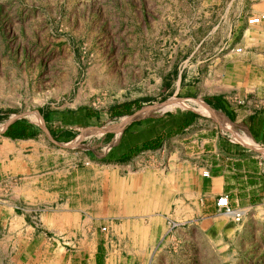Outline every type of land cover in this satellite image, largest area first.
I'll list each match as a JSON object with an SVG mask.
<instances>
[{
	"label": "rangeland",
	"instance_id": "1",
	"mask_svg": "<svg viewBox=\"0 0 264 264\" xmlns=\"http://www.w3.org/2000/svg\"><path fill=\"white\" fill-rule=\"evenodd\" d=\"M250 1L253 0H0V129L9 117L24 115L16 120L34 135L6 136L8 142L49 146L40 154L41 167L45 169L41 173L48 175L54 169L57 172L43 179V187L49 186L50 191L61 189V195L54 199L30 201L28 192L18 204L25 223L0 232V239L6 235L12 240L33 238L41 244H57L55 239L91 240L94 231L99 261L106 256L114 260L117 255L150 258L161 248L164 255H175L177 248L169 240L180 238L178 228L191 220L178 213L162 214L169 210L172 200L142 198L138 192L129 199L128 191H115L108 182L114 176L142 174L144 162L139 159L131 168L125 165L117 169L89 159L83 148L98 146L107 129L120 131L125 118L141 108L144 110L140 115L193 109L211 118V109L204 104V97L211 91V53L223 58L232 50V59L246 56L248 63L255 58L251 53L264 54V18L256 17L260 14L246 17L244 23L231 24L232 43L224 47L226 38L222 39V35L229 32V24L221 22L225 7L230 6L234 18L240 11L244 13ZM235 64L223 63L216 82L233 75ZM182 74L196 88V96L182 98L174 92ZM133 100L136 104L130 112L112 115L113 107ZM169 100L175 105L164 108ZM79 106L99 111V126L89 129L83 123H62L70 134L49 136L46 129L55 126L63 113ZM104 141L99 146L109 144ZM259 153L264 157V148H259ZM156 161H160L159 156ZM156 169L154 174L158 176L166 173L160 166ZM64 171L71 176L66 185L62 182ZM69 209L74 215L72 223L78 227L84 223L86 231L53 230L49 220L52 212ZM238 209L244 211L239 221L229 214L221 215L241 222L247 209ZM249 224L252 230L245 236L264 239V223ZM21 246L19 250L9 244L6 251L0 243V264H10L7 262L16 252L27 259L35 249L31 244ZM48 249L51 247H40L41 251ZM183 251L180 253L189 254ZM61 255L62 252L55 253L57 258ZM211 257V264H220L217 255ZM13 262L16 264L15 259Z\"/></svg>",
	"mask_w": 264,
	"mask_h": 264
},
{
	"label": "crops",
	"instance_id": "2",
	"mask_svg": "<svg viewBox=\"0 0 264 264\" xmlns=\"http://www.w3.org/2000/svg\"><path fill=\"white\" fill-rule=\"evenodd\" d=\"M255 14L262 18L264 0L248 2L244 13L240 11L234 18L230 6L225 7L221 15V22L229 24V32L222 35V39L226 38L225 48L232 43L231 24L244 23L246 17ZM215 34L211 32V35ZM232 52L223 54V58L211 53V91L204 97V102L211 108V118L193 109L140 115L126 122L118 132L107 129L98 146L83 148L89 159L117 169L125 165L131 168L139 159L144 162L146 169L142 174H130L125 178L114 176L108 182L115 191H128L129 199L138 192L142 198L172 200L170 211H162V214L178 213L191 220L178 228L180 238L169 240L177 248L175 255H164L161 248L150 258L117 255L114 260L112 256H106L99 261L94 228H89L93 234L91 240L55 239L57 244H41L33 238L12 240L5 235L0 243L6 251L9 244H14L17 249L21 244L22 248L35 245L27 259L16 252L7 263H14L15 259L16 264H211L214 262L211 256L215 254L220 264H264V239L258 235L255 238L245 236L252 230L250 221L264 223V157L259 153V148H264V54L251 53L255 58L248 63L246 56L232 59ZM219 61L224 65L237 63L233 75L224 77L223 82L221 79L216 82L222 65ZM187 81L184 74L180 75L174 90L182 98L196 96V88ZM192 112L198 115L191 117ZM100 120L99 111L79 106L63 113L54 122L55 126H49V132L53 137L67 136L70 130L63 129L62 123H83L90 129L98 127ZM3 132L0 131V232H8L11 225L19 227L18 224L25 223L23 212H18V204L28 192L31 193L30 201L40 197L54 199L61 195V189L50 191L49 186L43 187V179L49 177V173L55 175L57 172L54 169L48 175L41 173L45 169L41 167L40 154L49 146H17L8 142ZM104 140L109 144L99 146ZM147 156L150 159L144 158ZM157 156L160 157L158 162ZM157 166L166 173L154 174ZM70 181L71 176L64 171L62 182L66 185ZM56 183L59 184L58 179ZM225 195L232 207L247 209L241 222L221 215L223 212L216 200ZM73 217L69 209L52 212L49 220L53 230L58 232L88 229L84 223L79 227L74 225ZM41 245L51 249L41 251ZM179 248L189 254L180 253ZM56 252H62V255L57 258Z\"/></svg>",
	"mask_w": 264,
	"mask_h": 264
},
{
	"label": "trees",
	"instance_id": "3",
	"mask_svg": "<svg viewBox=\"0 0 264 264\" xmlns=\"http://www.w3.org/2000/svg\"><path fill=\"white\" fill-rule=\"evenodd\" d=\"M134 104H136V100L125 102L119 106H115L113 107V110H111L112 115L116 116V115H120L123 113H128L130 112L131 107ZM197 115H198L197 113H194V112L191 113V117H195ZM189 119L190 117L186 120L188 121ZM18 123H20V121L15 120L12 124L9 125V127L6 130H4L3 135L11 137V138H24V137H29V136L34 135L30 131L27 130L25 125L22 124L23 126L22 125L20 126ZM13 129H16V130H13Z\"/></svg>",
	"mask_w": 264,
	"mask_h": 264
},
{
	"label": "built area",
	"instance_id": "4",
	"mask_svg": "<svg viewBox=\"0 0 264 264\" xmlns=\"http://www.w3.org/2000/svg\"><path fill=\"white\" fill-rule=\"evenodd\" d=\"M262 18H264V14L262 15ZM237 51H241V48H237ZM204 174H207V172H204ZM216 204L219 210H221L223 213L231 215L236 221H239L244 214L242 209L231 207L226 195L218 197Z\"/></svg>",
	"mask_w": 264,
	"mask_h": 264
},
{
	"label": "water",
	"instance_id": "5",
	"mask_svg": "<svg viewBox=\"0 0 264 264\" xmlns=\"http://www.w3.org/2000/svg\"><path fill=\"white\" fill-rule=\"evenodd\" d=\"M204 104H205L209 109H211V108L207 105L206 102H204ZM150 107H151V106H149V108H150ZM147 108H148V107H147ZM143 110H144V108H141V109H139L138 111H136L135 113H132L131 115H129L128 117L125 118V121H126V122H129V121H131V120H133V119L138 118ZM37 113H39V112L37 111ZM22 116H24V115H22V114H18V115H14V116L9 117V118L7 119V121L5 122V124L3 125V128L0 129V131L3 132V131L7 128V126H8L9 124H11V123H12L13 121H15L16 119L21 118ZM46 132L49 134V136H51V134H50V132H49L48 129H46ZM52 140H54V139L52 138Z\"/></svg>",
	"mask_w": 264,
	"mask_h": 264
},
{
	"label": "bare ground",
	"instance_id": "6",
	"mask_svg": "<svg viewBox=\"0 0 264 264\" xmlns=\"http://www.w3.org/2000/svg\"><path fill=\"white\" fill-rule=\"evenodd\" d=\"M196 101V100H195ZM199 105H201V106H203V104L201 103V102H199V100L198 101H196ZM164 105H166V106H163L164 108H168V107H173L175 104H174V102H172V101H168L167 103H165ZM158 106V105H157ZM150 109V108H149ZM152 109H153V107H152ZM161 109V108H160ZM130 201V200H129Z\"/></svg>",
	"mask_w": 264,
	"mask_h": 264
}]
</instances>
